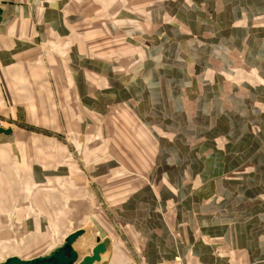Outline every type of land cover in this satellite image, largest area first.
I'll return each instance as SVG.
<instances>
[{
	"label": "crops",
	"instance_id": "1",
	"mask_svg": "<svg viewBox=\"0 0 264 264\" xmlns=\"http://www.w3.org/2000/svg\"><path fill=\"white\" fill-rule=\"evenodd\" d=\"M0 8V119L10 129L0 132V211L25 214L8 224L37 241L79 216L74 202L88 191L70 145L93 162V184L114 209L112 219L89 215L110 239L106 264H237L236 248L247 259L240 264H264V0H0ZM102 32L123 41L104 49L94 37ZM133 34H152V43L128 41ZM134 45L145 56L128 73ZM245 98L258 115L251 174L241 169L245 124L232 117L248 112ZM96 119L110 154L101 141H81ZM84 234L73 244L80 257L97 236Z\"/></svg>",
	"mask_w": 264,
	"mask_h": 264
},
{
	"label": "rangeland",
	"instance_id": "2",
	"mask_svg": "<svg viewBox=\"0 0 264 264\" xmlns=\"http://www.w3.org/2000/svg\"><path fill=\"white\" fill-rule=\"evenodd\" d=\"M108 23V19H101V25H104V23ZM98 22V21H97ZM88 25H93V24H88ZM103 30V29H102ZM101 30V31H102ZM176 36V35H174ZM94 37L98 38L99 43L101 44L102 47H105L104 49L108 48L109 45L111 43H119L120 41H123V35L122 34H110V33H105L102 32L101 34H95ZM160 37L164 38V46H167L169 42H172V37L168 36V35H161ZM134 38V40H138L140 41V43H144L145 45L148 44V42H150V44L152 43L151 39H153L152 34H148V35H143V34H133V35H128V41H131V39ZM125 39H127V36L125 35ZM125 39H124V43H125ZM132 49V50H130ZM165 58H169L171 57V50L169 48H165ZM169 49V50H167ZM71 52V50L69 51V53ZM123 53L125 51H122ZM53 53H60V51H56L54 50ZM128 65H126L124 68H128V73H130L131 70H133V68L135 69V67H137L138 64H140V59L141 57H144L145 55L143 54L142 50L134 45L132 48L128 47ZM142 53V54H141ZM70 64H72V62H76L75 58L74 59H69ZM70 72H71V66H70ZM231 89V87H229ZM245 106L246 109H248V112L246 111L244 113V116L240 117V113H233L232 117L235 120V122H243V124H245V138H244V152L243 155L245 157V163L244 165L241 167V169H243L245 171V174L249 173L251 174L249 171H253V169H255V162L253 160H251V156L254 153V150L257 148L256 147V143L253 139L255 133H257L258 131V124L255 122L254 124V119L258 116V115H254L251 112V108L250 106L247 107V102L250 101V99L245 98ZM260 108L263 110L264 109V103L260 104ZM231 111V109H229ZM233 112V111H232ZM255 117V118H254ZM242 118V119H241ZM127 122V123H125ZM121 126L118 127L119 129H124L125 126L124 124L128 125V117L125 118L124 120H121L118 122ZM94 128L93 130H91L88 127V132L83 134L81 136V141H85V143H90L88 141L94 140L96 142H103L107 145V147L105 146V149L103 152H106L108 154H110V141L108 139V135L107 133H105L103 127H104V120L102 119L101 121H99V119L95 120L94 123ZM104 131V132H103ZM123 132L125 130H122ZM126 133H128V130H126ZM136 133V132H135ZM138 135V132L136 133ZM122 142H127L125 138L121 139ZM215 140V145L213 146L216 150L220 151L223 150L226 139H224V136L219 135L218 137L214 138ZM70 147V156H74L73 159L75 160L76 164H78V166L80 167V169L83 171V181L82 184L84 183V187L86 188V190L88 191V193L84 194V195H79V197H77V200L74 202L75 205L80 209V214L79 216L73 215L72 216V212L69 213L68 215V220H67V224H63V225H50L46 227V231L44 233H42L40 235V237H42V240H37V241H33L30 239V236L27 235V233L24 231V227H20V226H14L12 224H8L7 222H12L13 223V218L12 217H16L19 218L24 214V211L20 210V209H12L10 211H0L1 214L3 215V218L6 221V224L3 225L1 224L0 226V230H1V234L5 235L2 237V235L0 236V238L2 240H0V262H2L5 258H7V256H20L23 259H28V258H33L35 256L38 255H45L48 254L50 252V250H52L53 248H55L56 246H58L61 241L63 240L64 236L70 232L71 230L78 228V227H83L85 229V234L83 237H86L89 235L90 239L93 240L94 235L96 234L97 236H103L105 234V230H103V225H100L101 227H97L90 224V220H89V215H92L93 213H100V215H107L110 219H112L115 214H114V209H112V207H109L106 197L102 194L99 193L97 188L95 187V185L93 184V178L89 175L88 172V166L93 164V162H90V164H87L85 162H83L82 160V154L81 151H78L76 149V147L74 146ZM110 147V148H109ZM123 146L118 147V159H121V165L122 168H124V165L128 166V170H130L129 165H128V159L126 158V156L124 155L123 151ZM262 149L261 154H264V148L260 147ZM72 149L74 151H72ZM150 150V159L148 161V166L147 168H152V166H155V163L153 162V157H154V153L156 150L155 146H150L149 147ZM259 147L257 148L256 152H258ZM238 151L240 150V147L238 148ZM73 152V153H72ZM93 153L96 152H92L89 153L88 156L92 155ZM85 156V155H84ZM102 157V156H101ZM134 157H138L139 159L143 158V156L141 155L140 152L137 153V155H134ZM253 158V156H252ZM263 159V158H262ZM264 160V159H263ZM139 162V161H138ZM153 162V163H152ZM258 164V163H256ZM121 167V166H120ZM119 167V168H120ZM121 168V169H122ZM133 169H136L135 167V163H133L132 165ZM123 170V169H122ZM260 170H264V161L260 162ZM236 172V171H235ZM236 174H232L231 177H235ZM262 181H264V176H262ZM248 178L246 177V180ZM251 179V178H250ZM252 182V181H251ZM252 185V184H251ZM264 183H262L263 187ZM81 196V198H80ZM249 196V195H248ZM104 197V199H103ZM261 198L264 199V194L261 195ZM80 199H82L84 202H81ZM81 203V204H79ZM71 205V203H70ZM86 205V208H85ZM242 207H246V205L242 204ZM53 215L55 217L59 216L62 211L61 210H54L52 211ZM77 217V218H76ZM60 221V219H55L54 221ZM4 222V221H3ZM2 222V223H3ZM79 222L80 225H77L76 223ZM14 224V223H13ZM8 238H13L14 240H7ZM19 238V240H17ZM263 236H261L260 239L263 240ZM78 243H76V246H78ZM224 251V250H223ZM228 253V251H227ZM236 258L235 260L233 258H229V260L231 262L235 261L237 262V264H240L243 261H247V259H244L241 254L242 252L240 250H238L236 248ZM136 257H134L135 261L136 258L139 256L137 254H135ZM141 260V258H139Z\"/></svg>",
	"mask_w": 264,
	"mask_h": 264
},
{
	"label": "water",
	"instance_id": "3",
	"mask_svg": "<svg viewBox=\"0 0 264 264\" xmlns=\"http://www.w3.org/2000/svg\"><path fill=\"white\" fill-rule=\"evenodd\" d=\"M2 9L0 8V20ZM0 132L7 133L10 129H1ZM85 233L84 228L76 229L68 233L61 245L55 247L48 254L36 256L30 259H22L17 256L5 258L0 264H106L104 254L110 252V239L106 236H96L95 244L91 253L80 257L73 244L78 237Z\"/></svg>",
	"mask_w": 264,
	"mask_h": 264
},
{
	"label": "built area",
	"instance_id": "4",
	"mask_svg": "<svg viewBox=\"0 0 264 264\" xmlns=\"http://www.w3.org/2000/svg\"><path fill=\"white\" fill-rule=\"evenodd\" d=\"M0 128L4 129V122H2L1 119H0Z\"/></svg>",
	"mask_w": 264,
	"mask_h": 264
}]
</instances>
